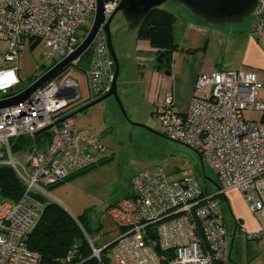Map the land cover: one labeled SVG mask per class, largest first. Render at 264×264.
Wrapping results in <instances>:
<instances>
[{
  "label": "built area",
  "instance_id": "obj_1",
  "mask_svg": "<svg viewBox=\"0 0 264 264\" xmlns=\"http://www.w3.org/2000/svg\"><path fill=\"white\" fill-rule=\"evenodd\" d=\"M119 1L104 4L106 18ZM95 4L96 0H0V38L8 45L0 54V99L27 87L16 89L20 79L13 65L25 39L42 42L46 58L51 59L41 76L77 48L81 41L76 33L94 17ZM252 14L255 22L249 35L264 37V0H258ZM91 48L83 71L87 98L81 96L78 80L70 76L77 59L24 102L0 109V166L11 167L24 186L18 200L0 199V264H42L40 254L29 249L26 241L43 208L35 195L46 194L44 186L90 167L107 152L100 138L74 126L71 115L109 92L114 79V63L102 28ZM261 86L253 70L217 69L197 75L185 114L174 106L169 93L154 105L153 115L164 134L199 151L216 175L218 189L203 194L196 177L170 180L159 167L136 173L128 194L107 210L120 230L108 244L109 264L225 261L228 235L215 197L230 189L237 190L251 213L264 221V120L246 121L243 116L247 108L263 116L264 102L256 98ZM49 125L39 134L40 142L12 150L13 139L36 138L35 132ZM239 229L249 240L264 237V226L250 232L243 226ZM86 239L91 257L102 263L100 254L108 245L98 247L91 237L86 235ZM62 264H74L71 252Z\"/></svg>",
  "mask_w": 264,
  "mask_h": 264
},
{
  "label": "rangeland",
  "instance_id": "obj_2",
  "mask_svg": "<svg viewBox=\"0 0 264 264\" xmlns=\"http://www.w3.org/2000/svg\"><path fill=\"white\" fill-rule=\"evenodd\" d=\"M160 7L176 17L174 37L177 49L172 52L170 67L165 64L161 69L164 74L166 71L169 74L175 71V82L172 81V85L176 86L177 92L174 89L167 92L171 96L174 92L178 96L180 91V97L185 99L182 86L186 89L191 72L202 63L206 66V72L221 67L220 65L221 69H228L235 62L245 63L241 65L244 69L264 75V37H254L257 47L250 51L242 43L255 22L253 14L245 17L241 23L217 25L196 17L179 2L168 0ZM92 20L93 17H89L85 25L77 31L76 37L79 41L86 35ZM110 34L120 64L117 92L123 110L113 97H109L73 116L74 126L77 129H86L100 138L107 152L93 165L72 173L62 183L50 188L44 186L46 194L42 195L46 201L58 203L74 218L89 210L91 225L99 226V229L90 234L98 247L108 245L118 235L119 227L109 217L107 210L131 190L133 176L143 169L159 167L170 180L194 176L202 189L213 193L218 189L216 175L202 161L199 152L190 145L168 138L151 112L152 106L149 104L158 97L157 101H161L165 91L161 92L156 76L144 78V82L138 79L140 64L145 63L148 69L154 65L153 59L150 62L136 57L137 42H143V39L136 37L135 30H128L121 13L114 16ZM23 43L18 59L13 63L18 68L20 79L16 89L28 86L51 63V59L45 56L42 42L33 49L28 39ZM7 47L6 39L1 37L0 54L5 53ZM249 55L254 56L258 62L249 61ZM82 65V62L73 64L70 67V76L78 80L81 96L87 98L85 80L79 69ZM259 81L264 85V80ZM263 94L264 86H261L256 95L257 100L262 101ZM243 116L246 121L264 120L262 112L254 108L245 109ZM215 199L227 225L230 224L229 220L235 214L236 208L245 216L249 213L252 215L244 198L236 191H228L224 196L218 195ZM251 219L258 225L257 229L260 228L259 222L264 224L259 216L255 218L252 215ZM236 246L238 248H234L232 258H236L235 264H264V237L249 240L243 235L237 240ZM108 255L111 256V250Z\"/></svg>",
  "mask_w": 264,
  "mask_h": 264
},
{
  "label": "trees",
  "instance_id": "obj_3",
  "mask_svg": "<svg viewBox=\"0 0 264 264\" xmlns=\"http://www.w3.org/2000/svg\"><path fill=\"white\" fill-rule=\"evenodd\" d=\"M113 21L114 18L112 22ZM175 23V15L159 6L151 9L135 29L138 39L147 40L152 47L157 49V54L162 53L167 57L168 67L171 65L172 52L177 49V43L174 37ZM39 43V40L34 41L30 39V46L32 49ZM91 50L92 48L90 46L77 62L83 63V65L79 67L81 71H84L89 64ZM41 138V135H39L36 138L21 136L13 139L11 141L12 150L18 151L27 149L32 143L40 142L39 140H41ZM202 170L204 172L203 165ZM71 175L62 181L49 185L48 188L62 183ZM23 191L24 186L12 168L9 166H0V199L16 201L20 198ZM202 191L203 194L213 193L205 189H202ZM35 196L43 204V208L39 219L31 229L26 241L29 249L40 254L42 264H62V259H64L69 252L72 253V261L74 264L110 263L108 252L111 250V245L102 249L100 254L102 263L96 258L91 257V248L86 239V235L90 237V234L95 229H99V226L93 227L91 225L89 210H85L79 217L74 218L58 203L46 201L42 196ZM221 263V261H218L215 264Z\"/></svg>",
  "mask_w": 264,
  "mask_h": 264
},
{
  "label": "water",
  "instance_id": "obj_4",
  "mask_svg": "<svg viewBox=\"0 0 264 264\" xmlns=\"http://www.w3.org/2000/svg\"><path fill=\"white\" fill-rule=\"evenodd\" d=\"M111 0H96L95 13L93 21L90 28L88 29L86 35L81 40L77 48L70 53L68 56L60 60L57 64L47 70L44 74L35 79L21 92L15 94L14 96L0 99V109L5 107H10L18 105L24 102L30 97V95L39 87H41L45 82L53 78L60 71L69 66L72 62L79 59L91 46L96 34L103 29L107 44L109 48L110 55L114 63V79L111 85V89L106 94L96 98L94 100L88 101L78 108L71 115L74 116L78 113L83 112L87 108L101 102L104 99L113 97L118 103L121 110H123L118 92H117V79L120 73V64L115 52L114 46L112 44L110 26L114 16L117 13H121L125 22L127 23L128 30H135L144 17L149 13V11L155 7L161 6L164 2L168 0H120L117 7L113 13L106 18L104 13V4ZM179 2L188 8L192 14L202 18L205 22L209 24L224 25L226 23H241L245 17L253 13L258 0H172ZM162 53L158 55L156 62L158 65L156 69L161 70V57ZM165 74L169 75L166 71ZM57 123V122H56ZM142 126L141 124H135ZM51 126H47L43 129L35 132V136L41 134L42 132L48 130ZM145 127V126H144ZM147 128V127H146Z\"/></svg>",
  "mask_w": 264,
  "mask_h": 264
},
{
  "label": "crops",
  "instance_id": "obj_5",
  "mask_svg": "<svg viewBox=\"0 0 264 264\" xmlns=\"http://www.w3.org/2000/svg\"><path fill=\"white\" fill-rule=\"evenodd\" d=\"M242 43H245L244 45L246 46L245 48H247V51H250L255 46L257 47V45H256L257 43H256L255 38L250 36V35H248V37H245L243 39ZM156 54H157V49L155 47H152L147 40H143V42H137V45H136V57L139 58L140 60L150 61L151 62L152 59L153 60L155 59ZM221 59H222V61L224 60V58H221ZM249 61H252L253 63H255L257 60H256V58L254 56H250L249 55ZM144 64H140V69H139V72H138L139 73L138 79H139L140 82L141 81L144 82V78H148L150 76H156L157 83L161 85V92L165 91V94H166L170 90L173 91V89L176 91V86L173 87V85H172V81L175 82V76H174V74H175L174 72L175 71L174 70L172 71L171 74L167 75V74H164L162 72V70L156 69L155 65H153V67H151V68L149 67L150 69H148V68H146V65H144ZM243 64H245V63L235 62L234 64L230 65L231 67L228 68L227 70L238 69L240 67H243V66H241ZM220 66L222 67V65H220ZM221 67L213 68L211 71L206 72L205 71L206 70V66H204L203 63H202L195 71L191 72L190 77L188 78L189 81H188V86H186V89L182 86V91L185 93V99L180 97V91H178V96L175 94V92L173 93V95H172L173 96V98H172L173 99V104L180 111L181 114H185L187 112V110H188V106H189V103H190V100H191V97H192V94H193L194 84H195V80H196L197 75L200 74V73H209V72H212L214 70L221 69ZM223 68H226V67L223 66ZM123 69H124V74H125L126 66H124ZM82 73H83V77H84L85 85H86V79H85L84 72L82 71ZM143 74H144V77H143ZM257 76H258L259 80H264V75L263 74H257ZM170 81H171V87H170ZM263 86L264 85L262 83V87ZM142 90H143L142 93H144V87L142 88ZM86 91H87V89H86ZM158 96L159 95L157 94V97ZM261 98L263 99L262 101H264V94L261 95ZM157 100H159V97L156 98L153 103L149 104V105L152 106V107H150L151 112H153L154 105L158 102ZM260 101H261V99H260ZM228 191H236V192H238L235 189L227 190V192ZM227 192H225V193H227ZM234 213L235 214L232 215V217H231L232 219L229 220L230 221L229 225H227L225 223L226 221L224 220V216H223L224 225H225V228H226V231H227V235H228V256H227V259L225 261H223L221 264H235L236 258L232 259V258H234L233 257L234 248L237 247L236 246L237 240L241 236L244 235L242 232H240V229H239L240 226H244L245 228H247L250 231L255 230V229L258 228V225L254 224L252 219H251L253 214L251 215L249 213V214H247L245 216L237 208L235 209ZM222 215H223V213H222ZM253 216L255 218L258 217V216H255V215H253ZM259 225L260 226H264V224L262 225L261 222H259ZM237 248H236V250H237Z\"/></svg>",
  "mask_w": 264,
  "mask_h": 264
},
{
  "label": "flooded vegetation",
  "instance_id": "obj_6",
  "mask_svg": "<svg viewBox=\"0 0 264 264\" xmlns=\"http://www.w3.org/2000/svg\"><path fill=\"white\" fill-rule=\"evenodd\" d=\"M160 54V53H159ZM156 54L155 59H154V65L155 67L158 65V62H156V59L158 58V55ZM162 62H161V67L163 68V66H165V64L167 65V57H165L164 55L161 57Z\"/></svg>",
  "mask_w": 264,
  "mask_h": 264
}]
</instances>
